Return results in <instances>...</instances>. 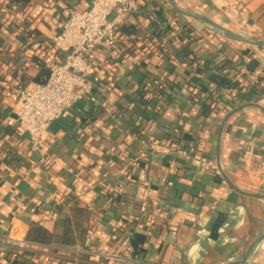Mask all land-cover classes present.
Here are the masks:
<instances>
[{
  "label": "crops",
  "instance_id": "0c3cea01",
  "mask_svg": "<svg viewBox=\"0 0 264 264\" xmlns=\"http://www.w3.org/2000/svg\"><path fill=\"white\" fill-rule=\"evenodd\" d=\"M3 1L0 264H7L4 241L27 240L34 225L42 235L33 243L41 246L18 254L29 264L241 261L264 233V200L236 192L223 176L241 192L264 196V93L257 84L264 47L226 38L167 0H136L138 11L122 15L125 52L116 61L101 57L96 102L69 107L31 151L27 134L6 124L15 116L11 95L23 61L44 56L41 43L91 0ZM173 1L264 39V0ZM46 57L56 61L52 47ZM251 60L257 68L249 71ZM215 74L234 86L211 88ZM114 254L131 260L106 258ZM244 264H264V239Z\"/></svg>",
  "mask_w": 264,
  "mask_h": 264
},
{
  "label": "built area",
  "instance_id": "2783aa9c",
  "mask_svg": "<svg viewBox=\"0 0 264 264\" xmlns=\"http://www.w3.org/2000/svg\"><path fill=\"white\" fill-rule=\"evenodd\" d=\"M138 11L136 0H91L89 8L68 15L59 31L49 38L57 55L47 63L49 73L43 83H28L16 89L11 99L17 103L16 123L27 134L31 151L40 149L48 126L82 100L95 103L100 78L101 57L116 61L125 52L120 42L122 15ZM89 239L85 245L88 246ZM4 246L18 254L27 247L41 246L7 238ZM79 253V250H76ZM95 261L98 262L99 254ZM109 260L130 262L128 255H106Z\"/></svg>",
  "mask_w": 264,
  "mask_h": 264
},
{
  "label": "trees",
  "instance_id": "16d2710c",
  "mask_svg": "<svg viewBox=\"0 0 264 264\" xmlns=\"http://www.w3.org/2000/svg\"><path fill=\"white\" fill-rule=\"evenodd\" d=\"M16 1H18V0H8V2L6 4L8 5L9 3H14ZM4 4H5V1H3V0L0 1V9H1V7L4 6ZM1 23H2V21L0 20V25H2ZM18 24L21 26L22 29H25V31L28 30V29H26L27 28L26 24L23 25V21L18 22ZM47 43H48V41H47ZM41 45L43 47L40 48V52L45 53V55L44 56L39 55V54L38 55H31L30 59L28 61L26 59L23 61L24 71H23V73H21L19 75V77H18L19 82H18V85L15 87L14 91L16 89H18L19 87H23V86L27 85L28 83H43V82H45V80L48 76V73H49V69H48V66L46 63L47 62L46 56H48V54H49V51L51 48V43L49 42L48 44H46V43L42 42ZM146 45L148 46V44H146ZM156 53H160V55H162L159 49H156ZM166 53H168V52L166 51ZM248 65H249V71L254 70V67L257 68V62H255L253 60L249 61ZM30 67L34 68V70H35V73L33 75H29L26 72ZM14 77L17 78V73L14 74ZM260 83H262V85H263L259 89V93L262 95L264 93V78L263 77L258 78L257 84H260ZM210 84H211V88H213V89L214 88L230 89L234 86L230 80L226 79L223 76H220V74L213 75L211 77ZM208 98H210V97H208ZM209 103L212 105L211 109L216 108L217 105L211 98L209 99ZM214 103H215V105H214ZM39 227L40 226H37V225H34L32 227V234L28 236L27 241L35 242L36 240H38L41 237L42 232L40 231L41 229ZM5 254H6L5 258H6L7 264H29L27 261L19 259L17 252L9 251L8 253H5Z\"/></svg>",
  "mask_w": 264,
  "mask_h": 264
},
{
  "label": "water",
  "instance_id": "95a60500",
  "mask_svg": "<svg viewBox=\"0 0 264 264\" xmlns=\"http://www.w3.org/2000/svg\"><path fill=\"white\" fill-rule=\"evenodd\" d=\"M167 2L171 6V8L175 12H177L179 15H181L185 18L194 20V21H198V22L202 23L203 25H205L207 28L211 29L212 31H214V32L226 37V38H229L231 40H235V41H238L241 43L249 44V45H252L255 47H264V39H261V40L251 39V38L246 37L244 35L235 33V32H233V31H231V30H229V29H227L221 25L214 23L213 21H211L205 17H202V16L196 15L194 13H190V12L182 10L181 8H179L175 4V2L173 0H167ZM223 177H224L226 183L232 189H234L236 192L243 194V195L256 197L259 200H264V196L261 194H247V193L239 191L235 186H233L230 183V181L225 176H223ZM263 239H264V233L255 239L254 243L248 249L246 256L241 261H232V262L227 263V264H244L246 262V260L250 257V255L253 253L255 248L263 241Z\"/></svg>",
  "mask_w": 264,
  "mask_h": 264
},
{
  "label": "rangeland",
  "instance_id": "374dc122",
  "mask_svg": "<svg viewBox=\"0 0 264 264\" xmlns=\"http://www.w3.org/2000/svg\"><path fill=\"white\" fill-rule=\"evenodd\" d=\"M242 4H243V3H242ZM244 5H246V4H243V8H242V9L246 10V7L244 8ZM246 6H247V5H246ZM244 20H245V19L242 18L240 21H242L243 24H244V22H245Z\"/></svg>",
  "mask_w": 264,
  "mask_h": 264
}]
</instances>
